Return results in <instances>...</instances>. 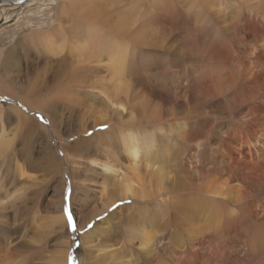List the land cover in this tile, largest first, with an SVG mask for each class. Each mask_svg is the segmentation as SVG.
I'll return each mask as SVG.
<instances>
[{
  "label": "bare ground",
  "instance_id": "1",
  "mask_svg": "<svg viewBox=\"0 0 264 264\" xmlns=\"http://www.w3.org/2000/svg\"><path fill=\"white\" fill-rule=\"evenodd\" d=\"M8 1L23 0H0V27L11 22L3 13ZM61 1L51 28L15 42L9 59L0 52V64L6 62L8 84L19 90L7 88L10 97L45 114L61 141L77 137L62 148L77 180L71 202L87 204L91 191L94 204L80 225L102 219L83 235L85 256L76 264H134L139 256L144 264H212L214 256L226 264H264V0H79L78 26L61 22L63 14L72 19L77 3ZM167 35L179 39L173 52L192 59L144 64L140 52L165 51ZM14 45L25 46L29 62L30 51L55 62L54 87L47 78L33 87L30 76L19 75L29 67ZM138 81L143 88H132ZM166 101L182 112L210 107L219 118L160 125ZM38 131L48 138L19 109L0 107V159L12 147L10 136L24 132L35 140ZM42 145L51 171H59L47 141ZM15 166L17 181L27 164ZM24 184L1 195L0 183V219L25 202ZM120 201L131 202L112 210ZM60 210L30 225L23 246L38 250L37 264L66 261L36 245L43 233L66 230ZM19 247H1L0 264H15Z\"/></svg>",
  "mask_w": 264,
  "mask_h": 264
},
{
  "label": "rangeland",
  "instance_id": "2",
  "mask_svg": "<svg viewBox=\"0 0 264 264\" xmlns=\"http://www.w3.org/2000/svg\"><path fill=\"white\" fill-rule=\"evenodd\" d=\"M80 1L79 0H73V3H74L73 5H75V3H77L75 5V7L77 6V8L73 7L76 11L74 10V15H73V17H71L72 19L70 18L71 20H69V17L63 14L62 18H61V22L66 23L67 25H70L72 23L73 24L72 26H78V24L81 25L82 23H84V22H82V20H81L82 18L79 15V13H80L79 9L81 8V6H80L81 4H78V3H80ZM61 2H62L61 0H36L27 6H22V7H17V8H12V7H6L5 8L3 13L5 14L6 17L10 18L11 24L10 23L4 24V25H1V27H0V52H2L4 54L3 60L10 58V56H8V54L10 55L9 51L11 50V46L15 42L22 41L23 40L22 37H26V35H28L29 33H32V32L46 31V30H48L49 27L51 28V26L55 22L56 17L58 16L57 12H58V9L60 8L59 6L61 5ZM78 6H79V9H78ZM81 11H82V9H81ZM15 16H17V17H15ZM73 19L75 20V22H73L74 21ZM76 21L77 22L79 21V23H77ZM14 23H15V25L13 26L12 24H14ZM28 25H29V27H28ZM67 28H70V26H68ZM131 28L133 29V27H131ZM6 29H8V32H6ZM61 32H63V31H61ZM167 36L168 37L170 36L169 38H167V40L170 42V44L167 45L165 43L166 41L161 43V47L164 48L165 51L164 50H162V51L158 50L157 53H153L151 55L149 54V52H147L144 49H143L144 51L142 50L140 52V54L145 58L144 64L145 63L149 64V62H151L150 63V65H151L154 62L157 63L159 61H160L159 63H162V62L165 63L166 62L168 64V61L170 60L169 61L170 64H172L171 61H173L174 64L181 62L180 65L181 64L183 65L185 62H187L186 59L191 58L190 56H183V53L178 54L177 52H173V50H171L172 46H174V44L177 43L179 41V39L176 36H172V35H167ZM67 38H69V37H67ZM17 50H19V51H17ZM137 51H140V50H137ZM25 52H26L25 46H22V47H19L18 45L15 46L14 54H17L20 58L23 59L22 63H21L23 66H26V64H28V67H29L28 71L21 68L23 73L22 74L20 73L19 75H22L21 77H24V75H28V77L30 76V83L31 82L34 83L33 87L39 86L42 78H47L49 81L48 82L49 86L54 87L55 85L53 83V78L51 75H56L55 72L58 71V67L55 65V62H53L48 56L37 57L31 51H30V55H29L30 56V62H29L27 59L24 58ZM164 58H167L168 61H167V59L165 60ZM191 59H189V60H191ZM34 62H36V63H34ZM4 63H6V62H4ZM4 63L2 65L0 64V83L2 84V85L1 84L0 85L3 86L4 88H6V91L0 92V107L4 110H9L11 108L19 109L21 112H23L26 115L27 118H29L32 121H36L41 126H43L46 133H47L46 136L48 135V138L46 137V140H45L42 132H40V131L37 132V137L35 138V140L32 139L31 137L25 138L24 132H21V133L17 132V134L10 136V138L13 139V142L11 144L12 147L8 149V152H6V158L0 159V183H2V189H3V190H1L2 192L1 191L0 192L2 193L1 195H3L4 192H8L9 189H10V191L13 190L12 189L14 187L13 184H16V183L19 184V183L23 182V183H25L24 187L26 188V191H25L26 195L24 197L25 202L21 203V205L18 207L21 210L18 208L15 210L8 208L7 210H5L3 212V217L0 219V229L2 227V230H3V231L0 230V237H1L0 238V242H1L0 246L2 247V250H6V248L8 249L9 247L14 249L15 247L17 248L20 246L18 248V250L16 251V253L12 256V259H14L15 264H17V262H19V264H34V263L37 264L38 262H37L36 254L38 253V250L35 248L29 250V249H27L28 247H25V245L23 246V242L24 243L27 242L28 238L31 236V230L30 229L32 226H30V225H31V223L33 224L32 221L35 217H37V216H38V218L39 217L44 218L45 216L48 217L49 215H51V213L55 209L59 210V208L61 207L60 213L62 214V216H64L63 218H64V222L66 224V230L64 229L63 231H58V232H56V230H55V231H51V233H43L45 236H42V238L39 240L40 242L37 243L36 245L38 248L40 246L41 250L45 251V252H43V254H45V256H48V258L50 256H52V254L62 253L65 255V258H66V261L64 260L65 261L64 264H73V262L70 261V259H69L70 256L75 257V264H76L77 261L81 260L85 256V247H84V243H83V235L86 232L90 231L95 226V224H97V222H99V220L102 219V218H100V216H96L91 220H87V223L85 225H83V224L80 225V223L82 222V219L84 217L88 219V215L90 214L91 207L94 204V202L92 200L93 195H92L91 191L86 192L87 194L89 193L88 194L89 200H88L87 204L85 202L86 205L83 204V202H81V201L80 202H78V200L76 201V199H75L76 205L71 202V199H73V197L75 198L74 194L76 192L75 191L76 187H75L74 183H76L77 180L73 179V177H72V170L70 169L71 167L67 161V158L65 157L66 155H65L62 148H63V145L71 144V141L77 139V137L69 138L65 142L61 141L60 137L55 134L53 127L50 124V121L47 119V116L45 114H43L39 110H36V111L30 110L27 106H25L24 103H22L21 100H19L17 98H12V97H10V95L8 93H6L7 88L9 89V91L16 90L14 92H17L19 90H17L15 87L13 88L12 85L8 84V80L5 77L6 65H4ZM157 65H159V64L157 63ZM172 70H174V68L171 69V71ZM149 75H150V77H149ZM145 78H146V81L148 83H150L152 81V79L154 80V78L151 76L150 73H147V76H145ZM38 80H39V82H38ZM20 81H21V78H20ZM23 81H25V79H23ZM152 83H154V82L152 81ZM132 88L141 89V88H143V84L138 81L136 84L132 85ZM50 99H53V97ZM54 99L57 100L58 97H54ZM161 109L164 111L165 114L162 116L163 119L158 123L160 125L161 124H164V125L169 124L170 126H173V125H176L179 123L181 124L183 122L188 123L189 125L190 124L193 125V120H195V119L202 121L203 119H206L209 116L211 117V119L219 118V115L210 107L194 109L195 111L190 109V110H186L185 112H182V111L178 110L176 108V106L173 105V103L166 101L163 103V107H161ZM41 117L43 119H41ZM186 118H188V120H186ZM1 121L3 122L5 128H7L10 124L8 119L5 118L4 116H2ZM164 127H166V126H164ZM93 133L94 132L91 131L90 134L88 132L87 135L91 136V135H93ZM207 135L208 134H204L202 137V140L205 141L207 139ZM43 141H47L49 147L52 149L53 155H54L55 159L57 160V162L59 164V169L61 171L60 170L57 171L56 169H54V170L52 169V171H51V167L48 166V162L45 160V156H43L44 155L43 145H42ZM200 141L201 140H196V142H200ZM194 144L195 143H193V145ZM38 146H40V147L38 148ZM41 149H42V151H41ZM37 150L39 151V155H38ZM41 152H43V155ZM12 154H13V156H11ZM187 156H188V154L185 155L184 158H189ZM38 157H39V159H38ZM41 160H42V163H41ZM3 161H6V163L4 165L1 164ZM16 161H17L19 166H21V163L25 164V165L27 164V167L25 168V170L27 171L28 175L25 174L26 172H24V176H22L23 178L17 177L21 181L19 179L16 181L13 177L15 175L14 167L16 168V166H15ZM19 162H21V163H19ZM43 163L45 164V166H43L44 165ZM4 186H5V188H4ZM66 189L71 190L70 200L67 202V204H68V207L70 208V210L72 211L73 220L77 224V231L75 233H73L71 231L70 226L68 225L67 215L64 212V207L66 204V201L64 199V194H65ZM60 200L62 202V204L60 203V206L54 207V206L50 205V202H58V201L60 202ZM130 202L131 201L121 203V201H120L114 205L112 210H114L116 208H120V207L123 208L124 206H127L128 204H130ZM83 205H85L87 209H86L85 213L82 214L81 209L83 208ZM37 213H38V215H37ZM6 214H7V216H6ZM4 217H6V218L4 219ZM7 220H8V223H5V222H7ZM1 222H4V223H1ZM15 222H16V224H15ZM89 223H93V227L91 229L86 228L87 224H89ZM6 224H7V226H6ZM14 224L18 225L19 227H21L22 229L24 228V229L21 231V228L18 229L19 228L18 226H17V228H15ZM23 224H25V225H23ZM11 226H12V228H11ZM25 226H26V228H25ZM7 227L9 229H7ZM28 227H30V228H28ZM55 229H57V226ZM13 230H15V232ZM26 231H27V233H26ZM1 232H2V234H1ZM7 232H9V233H7ZM172 233H173L172 228L168 227L167 228V234L170 235ZM25 236H26V238H25ZM6 238H8V239H6ZM14 238H16L17 240ZM13 240H14V242H13ZM7 243H9V245H8L9 247L6 245ZM59 243H60V245L62 243V245H64L65 247L60 246ZM63 243H65V244H63ZM67 245H68V247H67ZM23 247H24V249H23ZM60 247H62V248H60ZM227 251L229 252V250H227ZM167 254H168V252L165 254V256H167ZM218 255H219V251H218ZM14 256L17 257L18 259L17 258L15 259ZM42 257H44V256H42ZM139 259H140V261H139ZM42 260L44 261V259H42ZM222 260H226V258L222 259ZM43 261H41V262H43ZM41 262H39V263H41ZM220 262H223V261H220L217 257L214 256L212 264H220ZM134 264H144V262H142V257L139 256L136 263H134ZM145 264H148V262H146ZM223 264H226V262L225 263L223 262Z\"/></svg>",
  "mask_w": 264,
  "mask_h": 264
},
{
  "label": "snow or ice",
  "instance_id": "3",
  "mask_svg": "<svg viewBox=\"0 0 264 264\" xmlns=\"http://www.w3.org/2000/svg\"><path fill=\"white\" fill-rule=\"evenodd\" d=\"M41 119H43V118L41 117ZM70 195H71V190L70 189H66L65 190V194H64V199L66 201V204H65V207H64V212L67 215L68 225L70 226L71 231L73 233H75L77 231V224L73 220L72 211L70 210V208L68 207V204H67V202L70 200ZM92 227H93V223H89L86 226L87 229H91ZM69 259H70V261L73 262V264H75V257H71L70 256Z\"/></svg>",
  "mask_w": 264,
  "mask_h": 264
},
{
  "label": "water",
  "instance_id": "4",
  "mask_svg": "<svg viewBox=\"0 0 264 264\" xmlns=\"http://www.w3.org/2000/svg\"><path fill=\"white\" fill-rule=\"evenodd\" d=\"M3 1H4V0H3ZM29 1H30V0H23V1L19 2V3H14V2H12V1H8L7 3H8V5L11 6V7H20V6L24 5L25 3L29 2Z\"/></svg>",
  "mask_w": 264,
  "mask_h": 264
}]
</instances>
